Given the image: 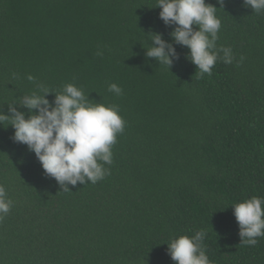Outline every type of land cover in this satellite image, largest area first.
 <instances>
[{"label":"trees","instance_id":"obj_1","mask_svg":"<svg viewBox=\"0 0 264 264\" xmlns=\"http://www.w3.org/2000/svg\"><path fill=\"white\" fill-rule=\"evenodd\" d=\"M156 6L0 0V111L38 85L58 93L71 83L91 103L118 106L126 122L109 174L69 191L13 141L10 121L0 124V185L12 201L0 264H175L167 244L200 230L211 264H264V237L241 243L232 208L264 198V12L224 0L216 44L234 59L201 76ZM150 33L173 44L169 70L146 57Z\"/></svg>","mask_w":264,"mask_h":264},{"label":"clouds","instance_id":"obj_2","mask_svg":"<svg viewBox=\"0 0 264 264\" xmlns=\"http://www.w3.org/2000/svg\"><path fill=\"white\" fill-rule=\"evenodd\" d=\"M216 3L221 7L205 0H157L159 18L166 26L175 25L169 33L172 41L188 49L186 58L201 76H211L218 59L225 64H231L234 59L231 48H217L221 21L216 11L222 9L224 0H216ZM243 5L258 14L264 12V0H243ZM150 34L152 38L150 47L145 49L146 57L169 70L173 60L178 59L173 44L159 33ZM28 79L34 78L28 76ZM37 88L38 91L23 96L19 104L14 103L27 109V118L25 112L18 111L12 104L8 105L9 114L0 111V124L10 121L7 126L14 129L13 141L26 145L35 154L44 173L54 178L62 190L69 191L67 185L75 186L78 182L95 184L104 179L109 174L104 165L112 164V146L126 123L118 114L119 107L91 103L83 89L71 83L64 85L58 93L43 85ZM108 90L117 96L122 94V89L115 83L110 84ZM48 94L54 97L51 102L46 98ZM11 207L12 201L0 185V221ZM232 208L241 243L257 245V238L264 237V198L252 197ZM206 235L200 230L192 237L172 239L167 244L170 258L175 264H211L203 246Z\"/></svg>","mask_w":264,"mask_h":264}]
</instances>
